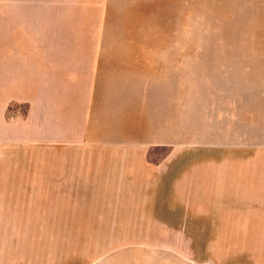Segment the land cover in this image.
<instances>
[{"label": "crops", "instance_id": "0c3cea01", "mask_svg": "<svg viewBox=\"0 0 264 264\" xmlns=\"http://www.w3.org/2000/svg\"><path fill=\"white\" fill-rule=\"evenodd\" d=\"M74 19L0 28V264L23 252L28 264L34 226H78L79 208L89 225L161 228L120 240L166 244L133 250L137 264H264V138H242L234 123L178 161L177 65L154 48L98 42L96 26L92 41ZM194 180L201 232L178 233L198 225L181 198Z\"/></svg>", "mask_w": 264, "mask_h": 264}, {"label": "rangeland", "instance_id": "374dc122", "mask_svg": "<svg viewBox=\"0 0 264 264\" xmlns=\"http://www.w3.org/2000/svg\"><path fill=\"white\" fill-rule=\"evenodd\" d=\"M44 14L74 16L75 27L82 34L91 31L92 41L96 26L98 42L154 48L177 65L179 121L186 128L179 132L178 161L200 156L207 144H217L224 127L227 137L233 133L234 123L242 138H264V0H0V28L18 17ZM167 148H157L152 158H161ZM195 160L199 171L200 157ZM194 181L195 193L181 198L187 207L192 200L188 218L198 225L178 233L201 232L200 180ZM77 213L78 226H34L28 264H137L135 251L166 245L120 241L127 234L159 233V227L94 226L81 217L88 210ZM172 245L200 248V243ZM25 255L19 253V264L26 263Z\"/></svg>", "mask_w": 264, "mask_h": 264}]
</instances>
